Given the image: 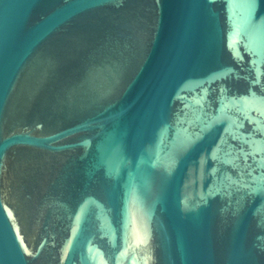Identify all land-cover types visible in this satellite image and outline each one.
I'll return each mask as SVG.
<instances>
[{"label":"water","instance_id":"water-1","mask_svg":"<svg viewBox=\"0 0 264 264\" xmlns=\"http://www.w3.org/2000/svg\"><path fill=\"white\" fill-rule=\"evenodd\" d=\"M0 264H264V0H0Z\"/></svg>","mask_w":264,"mask_h":264}]
</instances>
